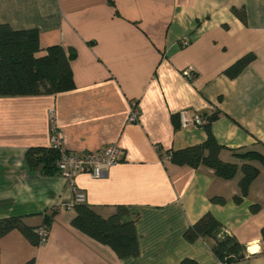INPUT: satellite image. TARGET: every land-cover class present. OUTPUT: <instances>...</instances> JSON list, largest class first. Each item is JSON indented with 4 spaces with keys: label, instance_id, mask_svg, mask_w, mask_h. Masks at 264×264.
<instances>
[{
    "label": "crops",
    "instance_id": "1",
    "mask_svg": "<svg viewBox=\"0 0 264 264\" xmlns=\"http://www.w3.org/2000/svg\"><path fill=\"white\" fill-rule=\"evenodd\" d=\"M233 8L246 10L247 24ZM0 24L37 30L38 56L55 45L76 51L74 89L0 97V219L21 217L40 228L58 210L39 246L17 230L1 238L0 264H224L210 242L185 238L208 213L252 255L233 264H264V167L236 203L240 171L224 180L162 158L207 139L206 128H181V112L218 114L211 131L223 161L240 167L245 161L233 152L264 155V0H0ZM249 54L255 60L229 78L225 71ZM189 68L193 79L183 76ZM52 117L67 152L115 145L117 164L72 181L29 170L27 151L51 144ZM79 195L104 217L127 208L137 219V257L119 258L72 225Z\"/></svg>",
    "mask_w": 264,
    "mask_h": 264
},
{
    "label": "trees",
    "instance_id": "2",
    "mask_svg": "<svg viewBox=\"0 0 264 264\" xmlns=\"http://www.w3.org/2000/svg\"><path fill=\"white\" fill-rule=\"evenodd\" d=\"M232 11L244 24H247L244 8H233ZM40 52L37 30L16 31L7 24H0V97L54 95L75 88L71 62L76 58V51L73 48L66 49L55 45L47 48L45 55L38 56ZM254 60L255 55L249 54L228 68L225 74L233 79ZM217 118L218 114L206 118L208 123L204 128L208 136L203 144L167 154L171 155V162L176 166H190L194 169L205 167L213 170L217 177L224 180L235 179L240 171L241 195L234 198L236 203H240L248 195L251 184L259 177L260 167H264V155L252 150L233 152V156L245 161L240 167L235 163L223 161L221 153L224 148L211 131V123ZM60 155V150L55 149L51 144L49 147H32L27 151L26 165L31 171L50 176L57 175L60 174L57 166ZM163 156L164 154L162 158ZM211 201L218 204L226 202L220 197H214ZM74 207L76 215L72 225L76 229L109 246L119 258L139 255L135 228L137 219L131 217L126 207L118 206L115 213L107 217L101 216L84 202ZM259 209L258 205L252 207L253 212ZM57 213L58 210L55 208L50 214L45 215L44 221L45 225L50 227L49 232ZM40 228L28 226L21 217L0 219V239L17 230L32 245L39 246L42 244L38 236ZM261 232L264 239V227ZM185 238L189 242L199 239L210 242L211 250L224 264L241 262L252 256L246 246L242 245L235 236L228 234L211 213L204 215L192 225L186 231ZM28 264H34V261L31 260ZM181 264L197 263L186 259Z\"/></svg>",
    "mask_w": 264,
    "mask_h": 264
},
{
    "label": "built area",
    "instance_id": "3",
    "mask_svg": "<svg viewBox=\"0 0 264 264\" xmlns=\"http://www.w3.org/2000/svg\"><path fill=\"white\" fill-rule=\"evenodd\" d=\"M189 43V40H183L184 46H188ZM182 73L186 78H194V73L190 68L185 69ZM51 114L53 115V113ZM137 119L138 111L133 107L130 115V121L136 122ZM207 123L208 120L200 115L188 117L185 112H181L180 114V126L183 129L190 127L204 128ZM51 126V145L61 152L60 158L57 161V166L60 173L69 181H72L74 177L80 173H87L93 177H100L105 170L117 164L120 159L121 150L115 145L107 146L97 152H87L82 155L66 152L63 148L62 137L57 129L53 117L51 118ZM163 160L170 161L171 155L164 154ZM84 199L85 197L83 195H79L76 202H83ZM49 228L50 227L48 225H44L38 230V236L40 237L42 243L46 242L49 237Z\"/></svg>",
    "mask_w": 264,
    "mask_h": 264
},
{
    "label": "rangeland",
    "instance_id": "4",
    "mask_svg": "<svg viewBox=\"0 0 264 264\" xmlns=\"http://www.w3.org/2000/svg\"><path fill=\"white\" fill-rule=\"evenodd\" d=\"M80 203H83V202H80Z\"/></svg>",
    "mask_w": 264,
    "mask_h": 264
}]
</instances>
